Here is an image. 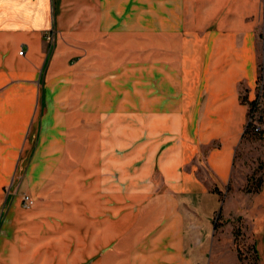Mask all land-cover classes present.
<instances>
[{
	"label": "crops",
	"instance_id": "crops-1",
	"mask_svg": "<svg viewBox=\"0 0 264 264\" xmlns=\"http://www.w3.org/2000/svg\"><path fill=\"white\" fill-rule=\"evenodd\" d=\"M147 13H152L158 38L164 27L169 34L164 38L185 39L178 44L184 62L178 72L169 74L181 88L178 101L161 110V94L154 95L149 111L147 98L141 96L143 110L136 111V117L140 124L144 122L137 142L129 132L131 112L126 107L121 111L126 121L116 132L111 122L103 139L98 128L87 125L93 137L82 144L90 150H105V176L111 183L149 182L152 169L157 168L163 182L175 185L172 196L184 194L180 198L187 204L192 198L194 203L184 210L194 219L183 225L185 235L164 241L171 250L146 254L135 249L136 239L126 238L125 233L114 238L119 230L129 231V209L122 206L121 223H114L117 214L113 196L108 194L109 204L93 207L91 218L96 220L89 226V238H67L66 231L76 228L60 221L53 208L22 209L13 201L0 207V264H210L204 251L211 242L212 215L219 212L221 185L229 179L246 122L247 106L241 100H252L255 91L259 0H0V184L12 183L19 167L55 164L49 157L38 159L41 153L64 158L65 120L77 117L81 123L96 118L98 83L106 85L104 78L89 76V86L82 88L81 78L70 73L77 71V56L109 54L115 38H145ZM167 23L182 24L181 34L173 32L172 25L167 28ZM136 28L143 35L129 34ZM47 35L52 37L51 46L45 41ZM203 54L207 56L205 68L200 62ZM160 71L154 82L161 88ZM51 81L59 88L57 95L49 94ZM51 101L59 104L55 111L59 122L53 125L57 130L52 136L45 138L41 123L34 125L33 118L38 114L45 119ZM162 115L173 121L168 133L162 132L161 122L156 123ZM82 144L77 142V147L86 149ZM115 167L119 171L113 174ZM80 176L77 165V179ZM27 178L44 181L33 175ZM213 184L216 187L211 189ZM90 197L98 196L93 192ZM176 227L181 229L178 223Z\"/></svg>",
	"mask_w": 264,
	"mask_h": 264
},
{
	"label": "rangeland",
	"instance_id": "rangeland-1",
	"mask_svg": "<svg viewBox=\"0 0 264 264\" xmlns=\"http://www.w3.org/2000/svg\"><path fill=\"white\" fill-rule=\"evenodd\" d=\"M147 14L145 38H115L111 40L112 47L109 49L111 51L109 54H80L77 56V71L72 70L70 73L73 76L77 74L78 80L81 78L82 88L86 85L89 86L90 77L92 80H96L97 77L104 78L103 82L106 85H100L97 82L98 88L95 94L98 96L96 104L99 106V114L96 118H90L88 121L83 118L82 125L77 123V117L74 120L66 119L67 151L64 158L60 159L55 154L44 157L41 153L38 159L49 157L50 162L55 164L48 167H19L12 183L0 184V207L13 205L12 202L15 201L17 206L24 209L20 198L25 194L34 201L31 208L38 206L53 208L55 209L53 212L58 213L57 218L60 221L75 226L76 229L72 228L66 231L67 238H89V226L92 220H96L91 218L93 207L100 209L109 204V202L106 203L108 194L113 196L114 214H117L114 215V223H121L122 206L126 210L129 209V231L127 233L126 230L115 232V239L122 237V233H125L126 238L136 239L137 247L135 249L148 254L153 251L159 252L165 248L170 249L164 241L181 239L179 237L185 235L183 225L190 222L193 216L184 209L187 205L191 206L194 203L192 198L187 204L185 198H180L184 194L178 193V198L172 196L174 193L171 192V186L175 185L169 184L167 181L163 182L157 168L152 169L147 180L149 182L137 184L131 181V183H127L114 180L111 183L105 176V150H90L87 149L90 148L89 145L82 144L85 141L89 142L93 137L87 131V125L90 128H98L103 139H106L105 130L107 126H111V122L115 125L116 132V128L126 121L123 118L124 115L121 114V111L126 107L131 112L129 113L131 117L128 119L131 128L129 132L131 136L132 134L136 136L134 140L136 141L139 134L138 129L142 128L141 125L144 122L141 120L140 124L136 117V111L143 110V102L141 103L140 100L143 95L149 99H146L149 111H152L153 108L152 97L154 95L161 94V100L159 99L161 110H166L170 104L176 105L181 88H179L176 78H169V74H173L172 71L180 70L177 68L179 66L181 68L184 62V56L178 51V44L185 42V39L164 38V34H168L164 31V27L161 39L158 38L155 35L152 13ZM171 25L174 28L173 32L181 34L182 24H165L167 28ZM130 30L132 29L130 28ZM169 30L167 29V31ZM129 34L143 35L142 30L137 28L134 29V33L130 31ZM255 34L258 74V66L264 58V19L261 14ZM45 38L47 45L51 46L53 43L51 35H47ZM185 57L187 58V56ZM201 58H203L200 61L201 66L205 68L207 56L203 54ZM192 61L191 58L190 62ZM90 65H92L91 68ZM159 70H161L163 83L161 88L154 82L155 77L160 76ZM42 77L41 70L39 78ZM49 84V94L57 95L59 88L56 83L51 81ZM200 87V85L196 87V95L200 93ZM184 90L186 89L184 88ZM238 91L239 94L242 93L241 86ZM79 92L80 90H77V93ZM254 96L256 108L250 112V119L253 124L258 126L259 130L254 133L255 135L246 134L240 138L235 148L229 179L226 184L221 185L218 199L219 212L212 215L213 233L209 248L207 251L205 249L206 252L204 251L205 257L208 256L211 259L210 264H264V79L262 77L257 82ZM38 103L37 105H39ZM48 105L49 109L46 108L48 113L45 119L41 120L38 114L33 118L34 125L37 122L41 123V127L45 131H43L45 138L48 134L52 136L57 130L53 125H57L59 122L58 114L55 112L59 108V104L51 101ZM111 116L112 119H109ZM156 120L157 125L161 122L163 133H168L170 127L173 126V121L169 116L162 115ZM149 121H151L153 130L154 119L151 118ZM158 127L156 126L157 129H159ZM51 129L52 131H50ZM77 142L86 149L77 147ZM99 143L102 146L105 145L103 141H99ZM118 153L121 154V151ZM22 158L24 157L22 156ZM77 165L78 169L81 168L79 179H77ZM118 171V168L115 167L113 174ZM30 175H33L34 179L38 178L44 181H27V177ZM137 186L140 188L143 186V188H138L140 189L138 190ZM214 186L216 187L213 184L211 189ZM93 192L98 197L91 198ZM125 195L127 197L122 201V196ZM198 196L194 197L199 198ZM123 202H125L124 205ZM206 203L204 200L203 204L208 207L209 203ZM192 221L198 223V221ZM177 223L181 226L180 230L176 227ZM195 264L202 263L197 261Z\"/></svg>",
	"mask_w": 264,
	"mask_h": 264
},
{
	"label": "trees",
	"instance_id": "trees-1",
	"mask_svg": "<svg viewBox=\"0 0 264 264\" xmlns=\"http://www.w3.org/2000/svg\"><path fill=\"white\" fill-rule=\"evenodd\" d=\"M261 76L264 79V68L262 70L260 68L259 71H258L257 77L255 79V88H256L257 82L259 81V78ZM241 101L244 102L246 104V106H247L246 122H245V125H244V128H243V132L241 134V137L246 135V134L255 135L254 133L258 132L259 129H258V126L253 124L251 119H250L251 118L250 117V112H252V110H255V108H256L255 96H253L252 100H250V101H247L246 97H242Z\"/></svg>",
	"mask_w": 264,
	"mask_h": 264
},
{
	"label": "built area",
	"instance_id": "built-area-1",
	"mask_svg": "<svg viewBox=\"0 0 264 264\" xmlns=\"http://www.w3.org/2000/svg\"><path fill=\"white\" fill-rule=\"evenodd\" d=\"M260 14H261V16H262V18L264 19V0H260ZM21 53H22V50H20L19 52H18V55H21ZM260 68H261V70L264 68V58H263V61H262V63L260 64V66H259ZM259 68V69H260ZM262 73V72H261ZM262 77V76H261ZM20 202H21V204H22V207L24 208V209H29V208H31L32 206H33V203H34V201L29 197V196H27V195H22L21 196V198H20Z\"/></svg>",
	"mask_w": 264,
	"mask_h": 264
}]
</instances>
